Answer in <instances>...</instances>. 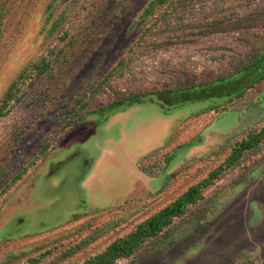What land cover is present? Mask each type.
Wrapping results in <instances>:
<instances>
[{
	"label": "rangeland",
	"instance_id": "obj_1",
	"mask_svg": "<svg viewBox=\"0 0 264 264\" xmlns=\"http://www.w3.org/2000/svg\"><path fill=\"white\" fill-rule=\"evenodd\" d=\"M151 1L0 0V107L14 94L0 113V264H82L217 168L113 264H264V135L226 163L264 125V76L213 110L145 97L100 114L118 92L235 77L264 48V0H168L144 16Z\"/></svg>",
	"mask_w": 264,
	"mask_h": 264
},
{
	"label": "trees",
	"instance_id": "obj_2",
	"mask_svg": "<svg viewBox=\"0 0 264 264\" xmlns=\"http://www.w3.org/2000/svg\"><path fill=\"white\" fill-rule=\"evenodd\" d=\"M168 0H153L151 1L144 11V16H148L155 5L163 4ZM62 19L60 17L55 23L54 27ZM48 63L42 62L39 64V71L46 70ZM235 77L223 78L214 81H201L194 83L184 88H176L168 90L167 92H149L142 94L125 95L121 92L116 94V98L108 104L103 105L100 114L107 113L103 117L105 121L110 113L124 110L125 108L133 105L140 104L146 100L145 97L154 100L159 103L164 109L170 106L179 105L187 102H198L210 99L217 100L216 103L209 104L204 110H213L218 105L220 97L224 96L225 100L231 101L233 97H238L243 88L254 85L259 82L264 76V48L259 50L255 57L247 64L243 65L236 74ZM6 91L5 101L3 106L0 107V113L5 104L14 95L11 92V88ZM227 91V92H226ZM170 94L177 96L176 100L166 102L163 100L162 94ZM223 99V98H222ZM264 135V125L262 128L250 135L248 138L242 139L238 142L226 158V163H232L236 161L244 150L250 149L253 146L258 145L261 136ZM217 168L209 173L207 178H204L200 182L189 186L183 193L176 197L172 202L159 209L143 221L139 222L133 230L121 236L111 243H109L101 252L96 253L83 261L82 264H113L119 258H127L131 256L140 246H142L148 239L156 237L163 233L165 229L172 223L173 219L184 214L186 207L190 204L197 202L202 198V188L207 186L214 177H217ZM1 187V177H0Z\"/></svg>",
	"mask_w": 264,
	"mask_h": 264
}]
</instances>
